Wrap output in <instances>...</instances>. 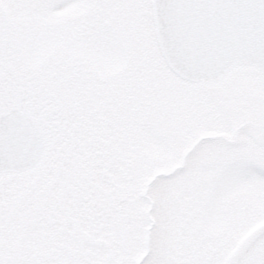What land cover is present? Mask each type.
Returning <instances> with one entry per match:
<instances>
[{"label":"rangeland","instance_id":"obj_1","mask_svg":"<svg viewBox=\"0 0 264 264\" xmlns=\"http://www.w3.org/2000/svg\"><path fill=\"white\" fill-rule=\"evenodd\" d=\"M216 97L168 67L152 0H0V115L46 134L0 174V264H264V148Z\"/></svg>","mask_w":264,"mask_h":264},{"label":"water","instance_id":"obj_2","mask_svg":"<svg viewBox=\"0 0 264 264\" xmlns=\"http://www.w3.org/2000/svg\"><path fill=\"white\" fill-rule=\"evenodd\" d=\"M155 36L181 79L213 83L235 65L264 75V0H152ZM43 133L17 108L0 115V173H23L39 161Z\"/></svg>","mask_w":264,"mask_h":264},{"label":"flooded vegetation","instance_id":"obj_3","mask_svg":"<svg viewBox=\"0 0 264 264\" xmlns=\"http://www.w3.org/2000/svg\"><path fill=\"white\" fill-rule=\"evenodd\" d=\"M202 91L216 93V105L233 122L238 123L228 143H238L240 132L247 131L253 144L264 148V75L252 66H234L220 80L210 84H197ZM212 101V100H211ZM28 116L41 127L35 117Z\"/></svg>","mask_w":264,"mask_h":264},{"label":"trees","instance_id":"obj_4","mask_svg":"<svg viewBox=\"0 0 264 264\" xmlns=\"http://www.w3.org/2000/svg\"><path fill=\"white\" fill-rule=\"evenodd\" d=\"M31 117L34 118V116L29 112V111H26ZM37 123V122H36Z\"/></svg>","mask_w":264,"mask_h":264}]
</instances>
